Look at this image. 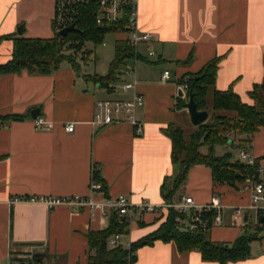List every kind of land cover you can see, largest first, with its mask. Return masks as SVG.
<instances>
[{
    "label": "crops",
    "instance_id": "crops-1",
    "mask_svg": "<svg viewBox=\"0 0 264 264\" xmlns=\"http://www.w3.org/2000/svg\"><path fill=\"white\" fill-rule=\"evenodd\" d=\"M133 1L140 31L152 38L136 47L144 60H134V67L126 63L109 88L92 79L99 73L76 70L67 61L49 75L26 70L0 74V115L25 116L0 121V264H20L17 259L33 254H43L46 264H87L88 234L108 228L110 218L92 217L86 207L49 208L28 199L88 196L95 170L107 185L98 198L125 195L132 202L166 204L187 195L201 205L219 196L223 225L209 230L211 240L233 243L245 233L233 213L250 204L251 190L244 181L217 183L209 167L195 165L171 200L165 198L163 185L166 193L172 190L179 166L173 163L172 141L164 129L171 124L183 128L189 119L185 105L179 104L181 78L198 73L216 57L221 61L215 88H232L244 103L254 104L249 93L264 82V0ZM55 11L56 0H0V64L11 60L15 37L53 38ZM114 34L115 45L128 38L126 32ZM150 48L153 57L148 56ZM164 71H170L169 81H161ZM123 82L134 87L124 92ZM135 93L145 100L137 113L142 135L128 122L92 124L97 101L131 99ZM36 108L53 123L52 130H37L31 116ZM70 122L75 123L72 133L65 130ZM227 152L216 150L220 156ZM248 152L264 165V127L253 135ZM15 197L26 200L11 203ZM167 216L166 211L162 216L147 213L127 225L121 246L131 248ZM250 247L245 259L225 264H264V233ZM133 264L222 263L205 260L198 250L181 252L174 241L157 240L139 248Z\"/></svg>",
    "mask_w": 264,
    "mask_h": 264
},
{
    "label": "trees",
    "instance_id": "trees-1",
    "mask_svg": "<svg viewBox=\"0 0 264 264\" xmlns=\"http://www.w3.org/2000/svg\"><path fill=\"white\" fill-rule=\"evenodd\" d=\"M98 10V0H89L80 5L74 23L77 31L70 32L66 37L60 36L56 29L53 38L15 37L12 58L0 64V74L21 73L26 70L30 74L49 75L59 69L65 61L74 69L80 70L81 64L76 59V53L83 50L86 42L99 46L105 42L108 34L127 32L124 19L98 24ZM128 60H144V57L138 54L136 46L131 45L127 38L116 42L115 56L110 63L109 73L105 76L93 75L92 79L109 88L119 80L121 68ZM220 61L221 57H216L207 62L198 73L184 76L188 77L189 89L186 97L179 96V104L183 107L189 100V95H192L198 110L209 112V119L197 126L189 137L183 128L174 124L164 129V133L172 141L173 163L179 166L172 190L166 193V184L163 185V194L169 201L187 180L190 169L195 165L209 167L215 182L231 185L244 181L249 171L241 159H234L231 151L221 156L217 155L216 147L229 145L231 140L235 147L249 151L253 135L264 127V82L256 84L249 93L254 104L244 103L232 88L227 90L215 88ZM182 82L183 77L180 80V83ZM210 88L213 97L209 105ZM24 118L22 115H0L1 122ZM238 136L245 137L237 138ZM203 148L207 149L206 153L203 152ZM259 164L256 160V166ZM93 178L102 182L103 190H106L107 185L99 170L94 171ZM175 217L176 214L170 211L166 221L156 231L132 243L131 249H126L123 246L110 248L107 244V240L113 234L118 230L123 233L125 228L118 227L115 214H112L108 228L89 232L87 264H133L136 256H132L129 261L130 253L143 246L152 245L157 240L174 241L181 252L198 250L205 260L225 264L245 259L250 255L251 243L264 233V221L259 222L260 218H264L262 213L258 214L256 228L250 230L246 225L245 233L233 243L214 242L209 231L186 230L175 221ZM17 261L20 264H46L43 254H33Z\"/></svg>",
    "mask_w": 264,
    "mask_h": 264
},
{
    "label": "built area",
    "instance_id": "built-area-1",
    "mask_svg": "<svg viewBox=\"0 0 264 264\" xmlns=\"http://www.w3.org/2000/svg\"><path fill=\"white\" fill-rule=\"evenodd\" d=\"M89 0H56V11L54 18V26L59 33L62 29L74 25L78 8ZM99 10L97 15V23L102 25L104 22H118L122 19L126 20V28L129 43L133 46L141 42L149 43L152 35L150 33H142L137 25V4L133 0H98ZM105 44V43H104ZM149 57L155 56V52L150 48ZM128 74H133L129 71ZM171 78L170 71H164L161 77L162 82L169 81ZM134 87V83L123 82L120 88L124 92L130 91ZM180 91L186 97L188 93V77H183V82L179 83ZM145 104L144 97L135 93L131 99L117 100H100L95 104V112L92 124L97 127L128 122L134 126L135 134L140 136L144 133L143 123L138 119L137 113ZM37 130L50 131L53 129V123L39 116L34 119ZM65 130L69 133L74 132L75 123L70 122L65 125ZM229 135V134H228ZM240 159L246 164L249 171L244 180V184L251 190V201L248 206L236 207L233 209L234 218L238 220L242 226H246L247 214L254 210L262 213L264 216V165L256 166V159L250 153L241 149ZM253 171H250L251 169ZM247 170V169H246ZM103 184L93 178L90 186V194L88 196H66V197H33L28 200L33 202H42L49 208L58 205H69L72 207H86L90 210L91 216L101 215L111 217L115 214L118 227H126L132 222L141 221L147 213L162 216L165 211H173L176 214L175 221L184 229L189 231H209L215 226L223 225V203L219 196H213L207 204H197L193 197L183 196L180 201L166 204H155L148 200L141 202H132L127 196L119 195L117 197H100L103 194ZM26 200V198L15 197L11 199V203ZM122 233L118 230L108 240L107 244L110 248L121 246ZM131 249V248H129ZM136 256V252H131L128 259Z\"/></svg>",
    "mask_w": 264,
    "mask_h": 264
},
{
    "label": "rangeland",
    "instance_id": "rangeland-1",
    "mask_svg": "<svg viewBox=\"0 0 264 264\" xmlns=\"http://www.w3.org/2000/svg\"><path fill=\"white\" fill-rule=\"evenodd\" d=\"M116 34H108L105 38V44L95 46L92 42H86L85 47L79 53H76V59L80 62L82 69L92 73H99L103 76L107 75L110 70V63L115 56V40ZM138 46V45H137ZM134 60H128L126 63L134 67ZM212 89L210 88L208 95L209 105L212 103ZM212 114V113H211ZM189 116V113H188ZM190 119V116L188 117ZM187 121V124L183 126L186 136L194 132L196 127H193L191 120ZM229 144V143H228ZM217 153H222L224 150H229L233 153L234 159H240V148L231 147L230 145L217 146ZM258 212L250 211V218L247 220L246 225L250 230H254L258 223Z\"/></svg>",
    "mask_w": 264,
    "mask_h": 264
},
{
    "label": "water",
    "instance_id": "water-1",
    "mask_svg": "<svg viewBox=\"0 0 264 264\" xmlns=\"http://www.w3.org/2000/svg\"><path fill=\"white\" fill-rule=\"evenodd\" d=\"M23 28L20 27L18 29L19 33H22ZM77 31V28L75 27V25H70L64 29H62L59 32V35L62 37H66L70 32H74ZM180 96H183V92L180 91ZM185 107L189 113L190 116V120L193 123L194 126H199L203 123H205L208 119H209V112L208 111H200L197 108L196 102L193 99L192 95H189V100L188 102H186ZM41 114V110L39 108H36L34 110L31 111V116L32 118L36 119L37 117H39ZM229 145L233 148L235 147V145L233 144V142L230 140L229 141ZM246 220H247V216H246ZM264 218H260V223H263Z\"/></svg>",
    "mask_w": 264,
    "mask_h": 264
}]
</instances>
